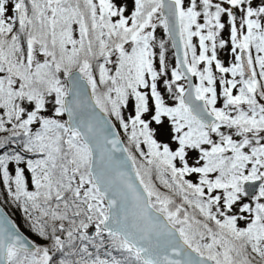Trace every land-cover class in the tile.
I'll use <instances>...</instances> for the list:
<instances>
[{
  "label": "snow or ice",
  "instance_id": "6c2138e0",
  "mask_svg": "<svg viewBox=\"0 0 264 264\" xmlns=\"http://www.w3.org/2000/svg\"><path fill=\"white\" fill-rule=\"evenodd\" d=\"M0 185V264H264V0H0Z\"/></svg>",
  "mask_w": 264,
  "mask_h": 264
},
{
  "label": "rangeland",
  "instance_id": "374dc122",
  "mask_svg": "<svg viewBox=\"0 0 264 264\" xmlns=\"http://www.w3.org/2000/svg\"><path fill=\"white\" fill-rule=\"evenodd\" d=\"M129 7H131V5H129ZM239 15V14H238ZM156 35L158 37H164V32H163V29H158L157 30V33ZM224 38H227V31L224 32ZM172 50L170 49L169 51V55H168V58H169V62H170V67L174 66V59H173V53L171 52ZM220 59L226 64V66L228 64H230L231 62V57L230 55L228 54V50L225 49L221 54H220ZM194 82H195V79H194ZM161 91H163V88H161ZM169 103H171V101H169ZM220 106V105H218ZM125 116L127 117V113H125ZM153 127L155 128L156 125L153 124ZM118 130H119V127H117ZM121 136L123 137V133L121 132ZM158 142H164V143H167L169 142V139H170V130L168 128V125H167V121H165V126L163 128H158L157 129V133H156V137H155ZM174 147V145H173ZM0 191H2V185H0ZM3 197L0 196V206L1 208L3 209V211L11 217V219L13 220V222L19 227L20 231L22 234H24L26 237L34 240V241H37L38 243L40 242L38 240V238L32 233L29 231L28 229V226L26 225L25 221H24V218H23V213L18 209L16 208L14 205H12L10 202L9 203H3Z\"/></svg>",
  "mask_w": 264,
  "mask_h": 264
},
{
  "label": "water",
  "instance_id": "95a60500",
  "mask_svg": "<svg viewBox=\"0 0 264 264\" xmlns=\"http://www.w3.org/2000/svg\"><path fill=\"white\" fill-rule=\"evenodd\" d=\"M172 53H173V56L175 55V52H174V50H172ZM0 210H2L3 211V209L1 208V206H0ZM3 213L8 217V215L3 211ZM9 218V217H8ZM10 219V218H9Z\"/></svg>",
  "mask_w": 264,
  "mask_h": 264
},
{
  "label": "trees",
  "instance_id": "16d2710c",
  "mask_svg": "<svg viewBox=\"0 0 264 264\" xmlns=\"http://www.w3.org/2000/svg\"><path fill=\"white\" fill-rule=\"evenodd\" d=\"M172 52V51H171ZM117 127H119V125H117Z\"/></svg>",
  "mask_w": 264,
  "mask_h": 264
},
{
  "label": "flooded vegetation",
  "instance_id": "af4514ba",
  "mask_svg": "<svg viewBox=\"0 0 264 264\" xmlns=\"http://www.w3.org/2000/svg\"><path fill=\"white\" fill-rule=\"evenodd\" d=\"M10 217V216H9ZM11 218V217H10ZM12 220V219H11ZM13 221V220H12Z\"/></svg>",
  "mask_w": 264,
  "mask_h": 264
}]
</instances>
